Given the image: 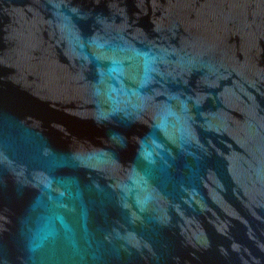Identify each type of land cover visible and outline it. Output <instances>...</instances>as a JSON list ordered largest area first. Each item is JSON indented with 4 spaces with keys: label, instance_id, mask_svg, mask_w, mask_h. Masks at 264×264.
Returning a JSON list of instances; mask_svg holds the SVG:
<instances>
[{
    "label": "water",
    "instance_id": "1",
    "mask_svg": "<svg viewBox=\"0 0 264 264\" xmlns=\"http://www.w3.org/2000/svg\"><path fill=\"white\" fill-rule=\"evenodd\" d=\"M0 264H264V0H0Z\"/></svg>",
    "mask_w": 264,
    "mask_h": 264
}]
</instances>
